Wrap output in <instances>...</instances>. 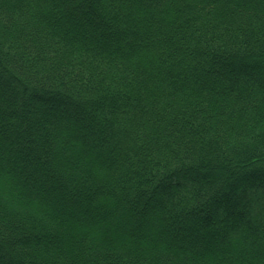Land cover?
I'll use <instances>...</instances> for the list:
<instances>
[{
    "label": "trees",
    "instance_id": "1",
    "mask_svg": "<svg viewBox=\"0 0 264 264\" xmlns=\"http://www.w3.org/2000/svg\"><path fill=\"white\" fill-rule=\"evenodd\" d=\"M0 264H264V0H0Z\"/></svg>",
    "mask_w": 264,
    "mask_h": 264
}]
</instances>
